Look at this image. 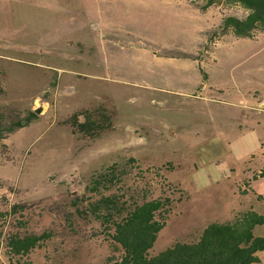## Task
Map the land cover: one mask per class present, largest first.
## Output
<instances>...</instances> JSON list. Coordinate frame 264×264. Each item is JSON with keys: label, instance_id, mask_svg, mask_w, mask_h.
Here are the masks:
<instances>
[{"label": "rangeland", "instance_id": "1", "mask_svg": "<svg viewBox=\"0 0 264 264\" xmlns=\"http://www.w3.org/2000/svg\"><path fill=\"white\" fill-rule=\"evenodd\" d=\"M246 13L221 0H0V114L36 115L0 147V210L20 204L26 232L54 233L31 264H104L114 246L91 204L111 195L173 199L150 256L224 220L264 164V32L212 37ZM99 104L113 117L101 136L63 124Z\"/></svg>", "mask_w": 264, "mask_h": 264}, {"label": "trees", "instance_id": "2", "mask_svg": "<svg viewBox=\"0 0 264 264\" xmlns=\"http://www.w3.org/2000/svg\"><path fill=\"white\" fill-rule=\"evenodd\" d=\"M189 2L206 10L217 3V0H205L204 4L195 0ZM221 2L227 5L238 4L247 13L244 17H223L212 37L216 33L223 36L228 32H233L238 37H250L254 31L264 32V0ZM35 116L30 112L24 118L7 122L4 115L0 114V147L4 146L3 141L9 134L27 126ZM63 124L68 125L71 132L82 139H94L113 129V117L108 108L99 104L94 108L93 114L87 110L81 111L65 119ZM113 167L114 165L95 177V188L101 185L104 178L105 182L110 181L109 176L113 178ZM259 178H264V167L252 176L254 180ZM183 198H187V194L181 191L179 200ZM172 203L170 196H159L124 207L125 202L120 204L116 196L111 195L91 204V211L96 218L109 224L108 236L114 246L113 254L107 257L104 264L261 263L259 253L264 251V235L256 236L254 229L264 224V215L252 209L236 214L230 221L208 224L194 242L176 241L164 251L150 256L148 251L165 226ZM113 207L118 214L116 218L110 212L106 215L99 214L102 209L110 210ZM23 212V206L17 203L8 210H0V251L9 264H31L30 255L54 237L52 230L40 234L26 232L25 221L19 219Z\"/></svg>", "mask_w": 264, "mask_h": 264}, {"label": "crops", "instance_id": "3", "mask_svg": "<svg viewBox=\"0 0 264 264\" xmlns=\"http://www.w3.org/2000/svg\"><path fill=\"white\" fill-rule=\"evenodd\" d=\"M184 4L185 7L192 8L191 6H188L187 2H184ZM263 167L264 164L260 166L254 173L258 172ZM239 192L240 194L237 195L234 193L233 197H231L234 203H230L226 208L217 211L219 213V217L224 219L222 222L230 221L235 217L236 214L251 209L264 215V178H259L256 180L251 178L247 186H245L244 189H240ZM246 195L250 196L251 198L247 200L245 198Z\"/></svg>", "mask_w": 264, "mask_h": 264}, {"label": "water", "instance_id": "4", "mask_svg": "<svg viewBox=\"0 0 264 264\" xmlns=\"http://www.w3.org/2000/svg\"><path fill=\"white\" fill-rule=\"evenodd\" d=\"M34 112H35V113H40L41 110H40V109H35Z\"/></svg>", "mask_w": 264, "mask_h": 264}]
</instances>
